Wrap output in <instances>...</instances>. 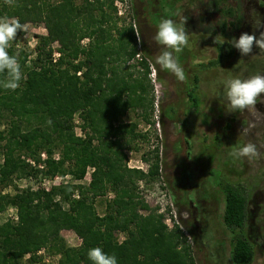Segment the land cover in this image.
<instances>
[{
    "label": "trees",
    "instance_id": "trees-1",
    "mask_svg": "<svg viewBox=\"0 0 264 264\" xmlns=\"http://www.w3.org/2000/svg\"><path fill=\"white\" fill-rule=\"evenodd\" d=\"M115 1L14 0L9 5L0 0V16L14 17L22 24L42 23L47 30L38 36L33 58L16 46L22 32L9 48L21 65L23 79L15 91L0 87V185H9L13 177L40 173L71 177L49 188L27 187L12 195L0 190V213L9 205L17 209V220L0 223V264H36L42 249L59 256L55 264H93L87 252L96 246L114 254L117 264H197L185 230L176 221L168 226L165 215L139 192V182L149 183L160 176L159 148L143 155L146 161L152 159L147 172L128 167L126 162V148L139 149V140L149 139L148 132L138 127L140 120L153 123L155 100L150 55L140 49L134 24H119ZM160 2L167 12L163 16L172 15L165 9L169 3ZM157 17L152 16L154 25ZM85 38H89L86 45L82 44ZM55 42L62 55L54 61ZM222 42L217 40L219 55L211 65L235 53L228 41ZM180 54L186 58L192 51L186 47ZM137 56L136 64H128ZM192 97L198 109L200 98ZM129 112L137 119L127 122ZM164 114L171 120L177 118L172 108ZM77 116L82 120L81 135L76 132ZM202 151L201 157L206 154ZM24 154L44 167L32 166ZM187 172L185 167L184 178L189 177ZM88 176V184L74 182ZM221 185L223 221L235 233L232 262L251 264L254 246L244 233L249 213L245 186ZM109 192L114 193L111 199ZM104 197L105 212L100 214L96 203ZM63 230L75 232L82 240L80 245L68 246L61 236ZM119 234L125 236L121 241Z\"/></svg>",
    "mask_w": 264,
    "mask_h": 264
},
{
    "label": "rangeland",
    "instance_id": "rangeland-1",
    "mask_svg": "<svg viewBox=\"0 0 264 264\" xmlns=\"http://www.w3.org/2000/svg\"><path fill=\"white\" fill-rule=\"evenodd\" d=\"M149 1L151 4L147 3ZM166 1L169 5L165 9L169 8L170 14H175L176 17L172 15L171 19L175 18L178 26L184 25L178 22L183 19V14L188 11V7L191 10L188 12L192 16L195 26L186 31L189 37L187 48L194 52L195 56L194 66L200 62L207 64L208 61L218 59L217 40L225 42L233 37L238 39L243 32L255 33L259 37L260 32L264 31V27L256 28L261 21H264V14H255L257 22L253 23L249 14H245V4L242 3V9H237L236 0H164L165 5L167 4ZM115 5L120 17L119 24L121 25L123 22L134 24L139 36L140 49H142L143 35L138 24L142 15L137 14V11L144 5L146 8L148 7L147 14L144 16L148 18L150 24H153L151 20L154 14H167L162 7L163 4L156 0H116ZM228 9L232 10L231 13L225 12ZM27 25V32H22L16 46L18 50L28 52V58H33L37 55L38 36L47 34V30L42 23H27ZM152 29L145 31L150 42H152L155 34L154 29ZM88 42L89 38L82 40L84 45ZM52 47L55 61L62 55L61 46L55 42ZM154 47L152 45V49ZM159 48L162 50L163 47L159 45ZM164 50L166 49L163 48L162 51ZM160 53L153 54V59H156ZM137 60H140V57L137 56L128 64H136ZM158 67L150 63L149 78L153 86L152 95L155 100L151 117L153 123L147 124L140 120L138 127L143 132H148L149 139L142 142L139 140L137 144L139 149L126 148L125 150L128 156L126 161L128 167L129 164L131 166L138 165L142 166V170L148 171L152 159L146 161L143 159V155L156 147L159 148L160 176L149 183L139 182L141 196L165 215V222L168 226L172 227L176 221L185 230V234L193 246L197 264H233L231 250L235 233L228 229L223 221L225 195L221 184L226 182L242 183L247 192L249 212L244 233L254 246V260L251 264H264V117L260 116V113H264V94H261V99L255 106L256 109L232 112L227 107L221 83L229 77L246 78L257 72L264 73V51H261L254 44L252 54L241 56L235 48L232 57H225L223 61L205 67L199 73V93L202 102H204L203 108L194 114L183 111V114L178 115V118L173 120L163 114L164 102L161 98L164 89L157 76ZM163 85H166L168 92L165 101L174 104L177 97L175 98L174 94L173 78L170 77L165 80ZM187 102L186 98L182 99V105L186 106ZM203 113H205V117L202 116ZM125 119L127 122H131L137 117L134 112H129ZM201 119L205 120L204 123ZM183 121L188 124L186 132L181 129L184 127ZM81 124L82 120L77 116L76 132L79 135L83 134ZM2 128L3 126H0V129ZM206 136L208 139L205 142ZM186 138L193 145L190 161L186 160ZM248 142L257 145L259 155L256 158L251 161L247 158L235 160L229 155L233 147ZM203 145H206V155L196 157L197 153H201L199 150ZM2 147L3 143H0V163L3 162ZM54 156L59 158V152H56ZM23 158L30 162L32 160L27 154H24ZM42 158H46L45 152L42 153ZM33 162L34 164L32 162L31 164L34 167L43 165ZM183 167L189 168L191 171L189 177H183ZM211 171H214L215 174H211ZM41 176L49 177L41 173L30 177H13V181L9 185H0V190L3 194L12 195L27 187L33 189L49 188L50 186L47 185L43 187ZM89 177L74 182L88 184L90 182ZM64 178L63 180L69 181L71 177L66 176ZM107 197L111 199L114 197V193L109 192ZM104 199L105 197L97 199L96 206L100 214L105 212ZM16 213L17 209L9 205L4 212L0 213V223L9 218L17 220ZM186 220H189L190 223H186ZM188 229L197 232L198 236L192 235ZM61 236L68 246H79L82 242L72 230H63ZM124 237V234H119L120 241ZM45 253L41 255V260L36 264H55L59 259V256L55 254H49L47 251ZM28 258L29 255L22 262L25 263Z\"/></svg>",
    "mask_w": 264,
    "mask_h": 264
},
{
    "label": "clouds",
    "instance_id": "clouds-1",
    "mask_svg": "<svg viewBox=\"0 0 264 264\" xmlns=\"http://www.w3.org/2000/svg\"><path fill=\"white\" fill-rule=\"evenodd\" d=\"M5 3L12 5L14 0H5ZM260 27H264V21H261L256 28ZM27 30L28 25L22 24L18 19L0 16V76L3 77L0 79V87L6 90L15 91L23 79L21 65L17 57L9 53V48L18 33L27 32ZM137 37L139 39V36ZM153 40L166 49L156 57V63L161 69L171 72L179 81H184L185 71L174 53H181L188 46L189 37L185 28L178 26L171 18H164L158 23ZM228 43L236 48L241 56L252 54L254 44L264 51V31L260 32L259 37L255 33L243 32L238 39L233 37ZM221 83L227 107L232 112L256 109L255 106L261 99V94H264V73L257 72L246 78L229 77ZM260 116L264 117V113H260ZM229 155L235 160L247 158L251 161L259 155V152L255 143L248 142L233 147ZM87 255L93 264H117L116 256L105 253L99 246L90 248Z\"/></svg>",
    "mask_w": 264,
    "mask_h": 264
},
{
    "label": "flooded vegetation",
    "instance_id": "flooded-vegetation-1",
    "mask_svg": "<svg viewBox=\"0 0 264 264\" xmlns=\"http://www.w3.org/2000/svg\"><path fill=\"white\" fill-rule=\"evenodd\" d=\"M157 2L161 1V0H156ZM237 1V9H242V3H244L245 5V14H249L250 19L253 23L257 22V16L255 14H264V0H236ZM150 3L151 2H147ZM161 3V2H160ZM163 7V5H162ZM147 9L146 6L144 5L143 7H141V9L139 11H137V14L142 15V18H139V30L141 32L142 36V50L145 49L148 53H149V61L152 65H157L156 63V59H153L152 55L156 54V52H162L161 48H159V45L155 43L154 40H152V42H150V38H148V34L146 31V29H152V25L148 22V18L146 16H144L145 14H147ZM234 9V8H233ZM235 10V9H234ZM188 11L191 12V10L188 7ZM186 11L185 14H183V19H181V22L178 23H183V27L185 28V30L190 29V27L195 26V23L193 22V18L192 16L189 14V12ZM158 13V12H157ZM160 15V17L158 18V23L164 19V18H172V15L166 17L163 16L164 14L158 13ZM175 16V14L173 15ZM176 17V16H175ZM174 21L175 18H173ZM193 22V23H192ZM153 25L155 26L154 29V33L157 30V25ZM152 27V28H151ZM152 29V30H153ZM263 29V28H262ZM155 35V34H154ZM153 35V36H154ZM141 40V39H140ZM152 45H154L155 47L152 49ZM155 52H153V51ZM157 50H161V51H157ZM174 55L178 58V61L180 63V65L183 67L184 71H185V75H186V79L184 81H179L178 79H176V77L169 71L161 69L160 66L157 68V76L160 82H162V86H163V93H162V102H164L163 104V112L169 108H172L174 110V112L177 115H181L183 114V111L186 112H191V114H194L195 112H199L200 109L203 108L204 102H202L201 100V95L199 93V88H200V77H199V73H201V71L204 70L205 67H209L210 66V61L207 62V64H205L204 62H200L198 65L194 66V52H192V54H189L186 56V58H181V54L178 53H174ZM195 67V69H193ZM196 76H198V81L196 80ZM170 77L173 78L174 80V85H175V98L177 97L176 101L174 104H170V102L167 103V101H165V99L167 98V94L168 92L166 91V85H163V83L165 82V80H168ZM184 94V95H183ZM183 95V96H182ZM193 95H197L198 98H200V104L198 105V109L195 107L194 104V100H193ZM186 98L187 99V105L184 106L182 105V99ZM161 112V110H160ZM164 114V113H163ZM205 113L202 114L203 117ZM176 118V119H177ZM171 120V119H170ZM201 121L204 123L205 120L201 119ZM184 122V121H183ZM184 127H181V129H183L184 132H186V128L188 127L187 123H183ZM207 136L206 138H204V141H207ZM186 142V160L190 161L192 158V152H193V145L191 144L190 141H188V138L185 139ZM206 145L201 146L199 151H202L205 149ZM203 152V151H202ZM197 155H199V153H197ZM206 154H204L205 156ZM203 156V157H204ZM194 161V160H193ZM184 168V167H183ZM184 170V169H183ZM182 170V171H183ZM189 172H191L188 168V174ZM186 223H190L189 220H186Z\"/></svg>",
    "mask_w": 264,
    "mask_h": 264
},
{
    "label": "built area",
    "instance_id": "built-area-1",
    "mask_svg": "<svg viewBox=\"0 0 264 264\" xmlns=\"http://www.w3.org/2000/svg\"><path fill=\"white\" fill-rule=\"evenodd\" d=\"M56 60V59H55ZM153 82L155 83V81L153 80ZM31 162L34 164V162L31 160ZM129 167H136V168H140V169H142V166H138V165H136V166H131L130 164H129ZM39 168H43V165H40L39 166ZM145 171H147L146 169H145ZM63 179H65L64 177H62V176H60V175H57L56 177H54V178H52V177H46V176H41V184H43V187L44 186H51V185H58V184H60V183H63V182H68V181H65V180H63ZM39 254H46L45 253V250L44 249H42V250H40L39 252H38Z\"/></svg>",
    "mask_w": 264,
    "mask_h": 264
}]
</instances>
